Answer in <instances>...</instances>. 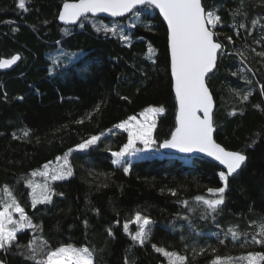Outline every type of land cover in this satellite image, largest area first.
<instances>
[{
  "label": "trees",
  "instance_id": "16d2710c",
  "mask_svg": "<svg viewBox=\"0 0 264 264\" xmlns=\"http://www.w3.org/2000/svg\"><path fill=\"white\" fill-rule=\"evenodd\" d=\"M202 3L206 9L219 5L223 22L215 31L225 53L207 79L215 101L214 139L247 156L238 173L229 178L225 203L216 213L193 199L211 197L207 188L222 186L218 175L222 170L204 157L162 152L161 156L127 158L128 175L111 163L110 150L127 140V133L114 125L129 115L150 105L166 109L153 131L158 149L175 127L167 29L153 8H140L139 20L130 14L117 19L89 17L83 26L80 22L63 26L57 20L63 0H26L27 11L18 8V0H0V59L20 57L13 68L0 71V189L9 185L33 222L42 226V231L18 233L20 244L43 236L51 248L65 243L88 246L95 249L94 264H125L126 257L129 264H167L153 244L187 259L193 247L216 249L202 260L264 251L258 245L240 246L244 234L250 239L255 233L252 222L264 218V58L252 51H264V44L257 43L264 37V0H244L243 5L240 0ZM238 6L247 15L233 16ZM253 19L259 21L255 26ZM130 20L137 26L131 27ZM112 23L123 28L128 41L96 31L97 24ZM239 23L245 28H239ZM231 25L237 26L235 31ZM149 44L155 49L152 55ZM58 50L67 56H60ZM238 52L244 54L243 63ZM52 56H59L67 67L49 75ZM82 64L91 69L86 77L78 71ZM236 91L251 95L242 101ZM98 104L100 110L94 112ZM100 133L104 135L96 145L70 156L73 175L51 182L57 193L53 202L33 209L25 186L29 174ZM168 189H176L177 195ZM185 200L187 205L181 202ZM137 212L153 221L151 238L143 247L123 231L125 221ZM230 227L241 234L240 240L225 236ZM129 228L136 231L135 224ZM26 254L13 247L8 253L0 252V259L6 264H33L25 260Z\"/></svg>",
  "mask_w": 264,
  "mask_h": 264
},
{
  "label": "snow or ice",
  "instance_id": "6c2138e0",
  "mask_svg": "<svg viewBox=\"0 0 264 264\" xmlns=\"http://www.w3.org/2000/svg\"><path fill=\"white\" fill-rule=\"evenodd\" d=\"M244 0H240V5ZM154 8L159 10V14L167 24V48L170 56V72L172 89L175 93L176 112L175 127L171 130L170 138L164 139L159 144L160 148L175 149L181 153L199 152L218 161L227 171L218 173L222 182L220 187H209L207 193L213 198H206L197 195L193 199L202 203L209 213H216L225 203V193L228 187L229 177L238 173L247 160V156L239 151H229L213 138L214 133V97L207 84L209 74L218 65L219 58L225 53L224 45L217 40L218 33L215 29L222 26V17L218 14L219 5L206 9L202 0H63L62 7L59 10L58 19L65 24H76L78 22L83 26V21L89 19L88 14L96 16L98 13H106L109 16L127 17L130 16L139 20L141 17L140 7ZM18 8L27 11L26 0H18ZM231 14L247 15L241 6L233 9ZM252 25L259 23L253 19ZM131 27H136V23L129 21ZM97 32H104L118 35L121 41H128L129 37L124 33L123 28L117 24H97ZM150 27V26H149ZM235 31L236 25H231ZM239 28L244 29L245 24L239 23ZM67 31V30H65ZM251 34V29H248ZM239 35V33H237ZM229 43L232 38L228 37ZM257 43L264 44V37ZM60 56H67L62 50H58ZM255 54L264 58V51ZM148 53L152 55L155 49L148 45ZM241 63L244 62V54L238 52ZM20 59L19 55H13L10 59H0V69L9 68ZM155 63V61H153ZM64 65L59 56L51 57L49 75L56 73V70ZM90 67L86 64L79 66L78 71L82 76H87ZM243 72V69L240 70ZM248 71H251L249 68ZM233 76L238 73L233 72ZM246 83H251L244 77ZM235 91V90H234ZM235 94L242 101H247L251 92H245L241 96L239 91ZM261 95L264 96V87L261 88ZM123 98V97H122ZM23 99V97H19ZM126 99V98H124ZM100 110L98 104L94 112ZM166 109L163 106H147L137 115H129L126 119L116 123L114 128L121 129L127 133V142L118 150L111 151V163L123 169L125 175L130 172V161L127 159L139 151H144L157 141L153 137V129L156 127V118L164 114ZM232 112L230 115H234ZM91 116V114H89ZM83 120L77 121L82 123ZM111 131V130H109ZM29 132L24 131L27 137ZM104 133L92 135L75 146V149H69L63 157H57V166L52 167V161L45 163L41 169L33 170L28 179L25 180V186L31 191L28 196L31 200V206L36 209L38 205H47L53 202V196L57 195L52 188L49 180H64L73 175V169L69 162V157L73 151H83L90 146L96 145ZM13 138H17L13 135ZM137 142L145 146L144 149H137ZM45 178L43 182H37L32 178ZM107 187V185H103ZM163 192L164 189H161ZM173 196L177 195L176 189H168ZM0 252L8 253L11 248L24 249L27 254L25 260H30L33 264H94L95 249L88 246H75L72 243L61 244L58 247H49V241L43 236L32 237L27 244L18 242V233L25 229L42 231V226L35 224L25 208L21 205L18 198L14 195L9 185L5 184L0 189ZM59 195H63L59 193ZM185 205L188 201H181ZM98 212V210H97ZM18 217V218H17ZM187 219V217H185ZM136 225V231H130L129 224ZM85 227L88 221H84ZM153 221L150 217L143 216L137 212L131 221H125L123 231L129 235L134 244L143 247L152 235ZM255 227L256 231L250 239L244 234V242L241 247L249 245H258L264 247V218L259 222L253 221L250 225ZM108 236L114 234L111 229L107 230ZM231 235L233 242L240 240L241 234L230 227L225 236ZM39 240V243H38ZM220 244H225L224 239L219 240ZM155 252L166 258L167 264H187V257L177 251H169L164 247L152 245ZM187 248V245H185ZM102 251V250H101ZM204 248L199 251L193 247V255L203 254ZM213 252L216 249H212ZM24 254V253H22ZM0 264H6L5 260L0 259ZM125 264H129L128 258H125ZM210 264H264V251H249L239 256H220L216 255Z\"/></svg>",
  "mask_w": 264,
  "mask_h": 264
},
{
  "label": "rangeland",
  "instance_id": "374dc122",
  "mask_svg": "<svg viewBox=\"0 0 264 264\" xmlns=\"http://www.w3.org/2000/svg\"><path fill=\"white\" fill-rule=\"evenodd\" d=\"M152 106V105H151ZM147 107V106H146ZM145 108V107H144ZM143 108V109H144ZM142 109V110H143ZM141 110V111H142ZM140 111V112H141ZM139 112V113H140ZM138 113V114H139ZM138 114H137V116H138ZM160 116V115H159ZM158 116V117H159ZM157 117V118H158ZM138 118H139V116H138ZM157 118H156V121H157ZM119 130H121V129H119ZM153 131H154V129H153ZM89 138V137H88ZM87 138V139H88ZM126 142H127V140H126ZM125 142V143H126ZM124 144V143H123ZM122 144V145H123ZM136 148L137 149H144L145 148V146L143 145V144H141V143H139V142H137V144H136ZM71 149H75V146L73 147V148H71ZM69 150V149H68ZM68 150H66L65 152H67ZM87 150V149H86ZM118 150V149H117ZM83 151H85V150H83ZM111 151H116V150H111ZM111 151H110V153H111ZM64 152V153H65ZM74 152H81V151H73L72 153H74ZM64 153L63 154H61V155H59V157H63V155H64ZM72 153H71V155H72ZM163 153H162V151L160 150V149H158V148H156V146L153 144L152 146H151V148H149V149H147V150H144V151H139V152H137V153H135L133 156H130V157H128L129 159H137V158H143V157H152V156H161ZM70 155V156H71ZM57 158V157H56ZM56 158L54 159V160H51L53 163H52V167L53 168H55L56 166H57V161H56ZM69 162H70V157H69ZM37 169H41L42 170V167L41 168H36V170ZM32 179H34L35 181H37V182H43L44 181V179L45 178H43V177H39V176H37V177H35V178H32ZM51 180H49V183L51 184ZM31 191V190H30ZM206 198H213V197H206ZM202 204V203H201ZM18 218V217H17ZM210 254H213V251H212V249H210V248H207V249H205V251H204V253L203 254H200V255H191V257L190 258H188L187 259V264H210V261L215 257V256H213V257H211V258H207V259H205V260H202L203 258H205L207 255H210ZM236 256H239L238 254H236V253H233L232 254V257H236Z\"/></svg>",
  "mask_w": 264,
  "mask_h": 264
},
{
  "label": "water",
  "instance_id": "95a60500",
  "mask_svg": "<svg viewBox=\"0 0 264 264\" xmlns=\"http://www.w3.org/2000/svg\"><path fill=\"white\" fill-rule=\"evenodd\" d=\"M61 7H62V5H61ZM60 7V8H61ZM140 8H143V6H141ZM154 9V8H153ZM154 11L159 15V17H160V19L162 20V22L164 23V25H165V27H166V29H167V24H166V21H164L163 20V17L159 14V10L158 9H154ZM58 15H59V12H58ZM88 16L89 17H98V18H103V19H117V18H120V17H115V18H113V17H111V16H109L108 14H106V13H98V14H96V16H92L91 14H88ZM57 20H58V22L60 23V25H63V26H73V25H75V24H65V23H63L62 21H60L58 18H57ZM77 24V23H76ZM169 54V53H168ZM4 59H10V58H4ZM19 61V60H18ZM17 61V62H18ZM17 62H16V64H17ZM16 64H14V65H12L11 67H9V68H4V69H0V71H5V70H9V69H11V68H13ZM169 70H170V56H169ZM215 70V69H214ZM213 70V71H214ZM211 74V73H210ZM209 74V75H210ZM170 77H171V72H170ZM171 87H172V83H171ZM172 92H173V95H174V98H175V93H174V91H173V89H172ZM214 109H215V101H214ZM215 127H214V133H215ZM214 133H213V138H214ZM170 138V137H169ZM215 140V139H214ZM163 142V141H162ZM218 143V142H217ZM159 149L163 152V153H165V154H175V155H180V156H186V157H191V156H199V157H204V158H206V159H208V160H210L211 162H213V163H215L222 171H227L222 165H220L219 164V162L218 161H215L213 158H211V157H208L206 154H204V153H199V152H192V153H181V152H179V151H177V150H175V149H164V148H160L159 147ZM228 150V149H227ZM229 151H232V150H229ZM239 171V170H238ZM232 177V176H231ZM230 178V177H229Z\"/></svg>",
  "mask_w": 264,
  "mask_h": 264
}]
</instances>
